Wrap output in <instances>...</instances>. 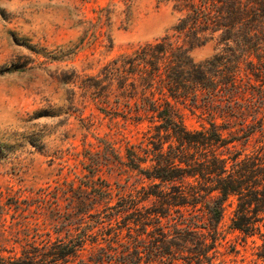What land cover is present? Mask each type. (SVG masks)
<instances>
[{"label":"rangeland","instance_id":"374dc122","mask_svg":"<svg viewBox=\"0 0 264 264\" xmlns=\"http://www.w3.org/2000/svg\"><path fill=\"white\" fill-rule=\"evenodd\" d=\"M175 4L174 0H0L3 254L43 240L83 237L81 256L86 257L107 247L115 234L127 240L126 217L132 221L138 212L157 208L153 197L144 199L151 181L121 165L128 147L140 155L151 147L152 125L112 113L96 99H104L99 73L107 63L173 33L171 28L181 16ZM102 32L111 38V48L107 40L101 43ZM222 48L215 38L192 49L190 56L200 63ZM261 78L257 86L264 92V69ZM95 84L99 86L94 88ZM114 98L110 95L109 102ZM179 108L187 129L208 127L206 114L189 104ZM216 123L226 138L242 135L234 120ZM259 141L261 135L256 133L247 142L241 138L230 146L246 154ZM166 187L170 192L171 186ZM129 201L138 210L117 214ZM233 210L230 199L219 225L214 264H264L256 257L260 241L243 242L230 229ZM129 225L131 237H139L142 228Z\"/></svg>","mask_w":264,"mask_h":264},{"label":"trees","instance_id":"16d2710c","mask_svg":"<svg viewBox=\"0 0 264 264\" xmlns=\"http://www.w3.org/2000/svg\"><path fill=\"white\" fill-rule=\"evenodd\" d=\"M174 1L181 16L173 33L107 63L99 73L104 99H96L112 113L152 125L151 147L143 155L128 147L121 165L151 181L144 199L153 197L157 208L138 212L132 221L126 217L127 240L115 234L107 247L86 257L81 256L86 239L79 237L2 250L0 264H214L230 199V229L243 242L257 238L256 257L264 262V92L257 86L264 69V0ZM215 38L221 52L193 61L190 51ZM105 40L111 48V38L102 32L100 41ZM186 104L207 115L208 127L186 128L179 108ZM218 119L234 120L242 135L224 137ZM256 133L261 144L252 152L230 146ZM129 202L117 214L138 210ZM130 222L142 228L135 239Z\"/></svg>","mask_w":264,"mask_h":264}]
</instances>
